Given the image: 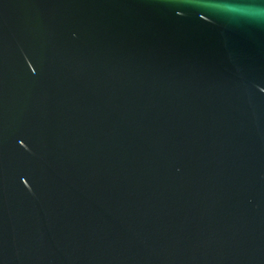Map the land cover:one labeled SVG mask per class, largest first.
<instances>
[{
	"label": "water",
	"instance_id": "95a60500",
	"mask_svg": "<svg viewBox=\"0 0 264 264\" xmlns=\"http://www.w3.org/2000/svg\"><path fill=\"white\" fill-rule=\"evenodd\" d=\"M0 264H264V0H0Z\"/></svg>",
	"mask_w": 264,
	"mask_h": 264
}]
</instances>
